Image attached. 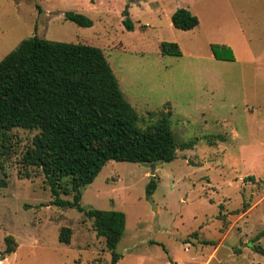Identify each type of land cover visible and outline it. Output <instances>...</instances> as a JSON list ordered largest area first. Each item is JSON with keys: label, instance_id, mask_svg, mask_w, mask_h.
<instances>
[{"label": "rangeland", "instance_id": "rangeland-1", "mask_svg": "<svg viewBox=\"0 0 264 264\" xmlns=\"http://www.w3.org/2000/svg\"><path fill=\"white\" fill-rule=\"evenodd\" d=\"M177 9L199 25L174 29ZM67 12L92 26L65 20ZM33 36L100 49L140 126L166 117L178 144L194 142L169 163L108 162L81 190L82 207L125 215L117 264H264L250 249H264V0H0V61ZM162 42L182 55L163 56ZM213 45L233 59H216ZM5 134L0 264H109L92 222L52 205L42 175L22 167L36 132ZM152 179L157 189L148 197ZM62 228L71 231L69 244L59 241ZM9 237L14 253L6 255Z\"/></svg>", "mask_w": 264, "mask_h": 264}, {"label": "trees", "instance_id": "trees-1", "mask_svg": "<svg viewBox=\"0 0 264 264\" xmlns=\"http://www.w3.org/2000/svg\"><path fill=\"white\" fill-rule=\"evenodd\" d=\"M123 16L127 17V11ZM64 18L79 27L92 26V21L80 14L67 12ZM170 22L183 32L199 25L197 17L187 9H177ZM123 25L132 31L128 18ZM159 48L163 56L182 55L175 43L162 42ZM211 49L216 59H233L226 47L213 45ZM13 129L36 132L20 159L22 167L42 175L53 198L52 205L76 209L92 222L93 231L104 240L110 253L109 264L121 259L115 248L124 232L125 215L82 207L81 190L93 183L108 162L169 163L176 159L177 150L194 145L193 141L178 144L166 117L140 126L136 111L124 99L100 49L37 36L20 42L0 61V139ZM25 178L30 179L28 173ZM3 186L0 181V188ZM156 189V182L150 180L147 196L151 197ZM61 195H72V200H63ZM245 209L246 206L243 212ZM70 237V229L60 230L61 243L69 244ZM5 241V254L14 253L12 239ZM250 243L253 252L264 256L261 246Z\"/></svg>", "mask_w": 264, "mask_h": 264}, {"label": "crops", "instance_id": "crops-1", "mask_svg": "<svg viewBox=\"0 0 264 264\" xmlns=\"http://www.w3.org/2000/svg\"><path fill=\"white\" fill-rule=\"evenodd\" d=\"M239 31V30H238ZM240 33V32H239ZM233 40H236V41H238V43H240V45H242L243 46V43H244V36L242 35V34H238L235 38L233 37ZM230 46H231V44H229ZM248 53H250L249 51H248Z\"/></svg>", "mask_w": 264, "mask_h": 264}, {"label": "water", "instance_id": "water-1", "mask_svg": "<svg viewBox=\"0 0 264 264\" xmlns=\"http://www.w3.org/2000/svg\"><path fill=\"white\" fill-rule=\"evenodd\" d=\"M152 170H151V175L153 176L154 175V166H152V168H151Z\"/></svg>", "mask_w": 264, "mask_h": 264}]
</instances>
